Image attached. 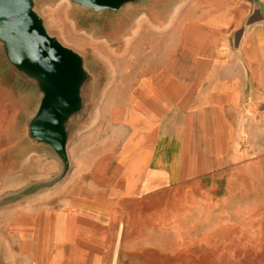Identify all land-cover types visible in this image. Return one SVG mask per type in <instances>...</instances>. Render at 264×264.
Masks as SVG:
<instances>
[{
    "label": "crops",
    "instance_id": "obj_1",
    "mask_svg": "<svg viewBox=\"0 0 264 264\" xmlns=\"http://www.w3.org/2000/svg\"><path fill=\"white\" fill-rule=\"evenodd\" d=\"M169 9L144 26L146 67L130 76L145 79L114 107L126 137L30 171L8 167L0 136V264H151L145 254L185 250L122 244L123 224L141 219L147 235L165 236L187 200L238 164L249 121L264 119V0Z\"/></svg>",
    "mask_w": 264,
    "mask_h": 264
},
{
    "label": "rangeland",
    "instance_id": "obj_2",
    "mask_svg": "<svg viewBox=\"0 0 264 264\" xmlns=\"http://www.w3.org/2000/svg\"><path fill=\"white\" fill-rule=\"evenodd\" d=\"M184 1L22 0L30 29L67 52L74 85L52 120L61 135L54 141L48 134L53 130L46 125V133L39 123L55 114L46 106L55 84L52 66L33 51L17 49L1 29L0 136L8 167L32 171L39 159L43 166L55 160L64 168L71 164L67 151L79 157L82 148L96 152L126 137L127 125L115 123L113 112L127 107L129 86L145 79L130 76L146 67L144 26L166 21L169 8ZM244 131L233 171L187 200L165 236L150 237L144 220L127 219L121 243L185 246L160 258L145 254L151 264H264V119H251Z\"/></svg>",
    "mask_w": 264,
    "mask_h": 264
},
{
    "label": "water",
    "instance_id": "obj_3",
    "mask_svg": "<svg viewBox=\"0 0 264 264\" xmlns=\"http://www.w3.org/2000/svg\"><path fill=\"white\" fill-rule=\"evenodd\" d=\"M1 29H4L5 36H9L7 38L12 40L17 49L23 52L33 51L36 57L44 58L51 64L55 84L46 106L49 109L53 108L55 114L50 117L48 115L41 116L39 123L44 131H46V125L51 128L53 133L48 134L53 136L54 140L61 141V135L55 132L52 120L57 110L69 100L73 90V69L67 52L37 36L30 29L25 18L22 0H0V31Z\"/></svg>",
    "mask_w": 264,
    "mask_h": 264
}]
</instances>
